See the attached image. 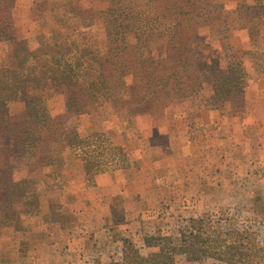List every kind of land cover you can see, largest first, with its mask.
I'll list each match as a JSON object with an SVG mask.
<instances>
[{"label":"rangeland","instance_id":"obj_1","mask_svg":"<svg viewBox=\"0 0 264 264\" xmlns=\"http://www.w3.org/2000/svg\"><path fill=\"white\" fill-rule=\"evenodd\" d=\"M219 1L224 6L221 19L199 25L191 44L195 58L203 62L199 94L166 106L156 116L132 117L102 97L91 111L73 115L70 125L81 135L104 132L113 143L124 145L130 165L106 173L108 177L100 181L106 195L97 191L93 212L95 205L84 198L86 192L77 189L81 182L86 190L96 184L87 183L82 157L64 152L60 166L64 187L40 193L39 214L21 216L17 226L0 224V264H114L122 261V238H131L145 255L149 251L145 237L178 239L182 229L193 225L191 218L204 219L206 233L223 242L202 244L209 252L201 256L179 253L173 264H264V0ZM110 4L109 0H14V36L33 52H39L44 42L65 48L76 43L79 52L98 50L105 55L110 42L109 15L104 11ZM127 40L136 42L133 35ZM167 46V37H155L146 55L164 57ZM11 51V42L1 40L0 65L8 64ZM230 63L243 67L244 74L229 72ZM126 79L132 83L134 76ZM45 94L51 113L64 111V95L53 90ZM8 111L13 119L19 118L26 111L25 100L11 101ZM138 151L144 160L135 159ZM11 165L15 179L51 170L15 161L0 146V168ZM141 168L158 171L163 187L145 208H139V197L125 188L127 179L133 178L138 189L149 187ZM163 174H169L172 188L162 184ZM175 181L190 182V190L184 192L181 182ZM14 204L18 210L20 201Z\"/></svg>","mask_w":264,"mask_h":264},{"label":"trees","instance_id":"obj_2","mask_svg":"<svg viewBox=\"0 0 264 264\" xmlns=\"http://www.w3.org/2000/svg\"><path fill=\"white\" fill-rule=\"evenodd\" d=\"M109 1L104 13L109 15L106 26L110 43L102 55L98 50L79 52L76 43L69 48L61 43L54 47L40 39V51H29L26 43L16 41L14 36V0H0V41L9 40L12 44L8 64L0 65V146L11 152L15 161L22 159L28 166L51 168L41 176L23 179L13 177V165L0 168L1 225L17 226L21 216L39 214L40 193L64 187L60 166L66 151L82 157L90 186L96 184L100 174L129 167L124 145L113 143L104 132L83 136L70 125V118L91 111L98 97L132 117L137 113L156 116L166 106L200 92L199 64L203 62L195 58L191 44L199 25L221 19L223 4L219 0ZM128 35H133L136 42L130 43ZM155 37L168 38L164 57L146 55V48ZM231 71L244 74L240 65H232ZM127 75L134 76L132 83L127 82ZM31 89L40 92L31 94ZM45 90L64 95L63 112L51 113ZM17 98L25 100L26 111L13 119L8 106ZM16 200L20 201L18 210ZM190 222L193 225L182 229L178 239L145 237L149 247L145 255L131 238H122V261L114 264H173L179 253L201 256L209 252L201 248L202 244L223 242L221 237L212 240L206 233L204 219L191 218Z\"/></svg>","mask_w":264,"mask_h":264},{"label":"crops","instance_id":"obj_3","mask_svg":"<svg viewBox=\"0 0 264 264\" xmlns=\"http://www.w3.org/2000/svg\"><path fill=\"white\" fill-rule=\"evenodd\" d=\"M149 122H150V124H151V127L152 128H154V126H155V124H154V122L151 120V119H149ZM143 130V129H142ZM159 132H161V133H166L167 131H164L163 129H160V130H158ZM146 136H149L150 137V135H146ZM155 152H158V150L157 149H155ZM137 154H139V155H137V156H135V159H139V158H141L142 160H144L143 159V157H144V154H141L140 153V151H138L137 152ZM155 164H156V162H154ZM154 165V164H153ZM152 165V166H153ZM143 166V165H142ZM141 166V167H142ZM117 171H115V173H116ZM144 174V176H145V178H146V180H148L147 182H148V186L149 187H147V188H144V189H142V190H140V189H138L137 187H138V185H137V180H136V178L134 179L133 178V180L131 181V182H129L128 181V179H127V184L125 185V188H126V190H127V192H128V194H135V195H137L138 197H139V208H145V207H147L148 205V201H150V199L153 197V194L156 192V191H160V190H162L163 189V187H162V185H161V183H159V179H158V171L157 172H153L152 170L151 171H145L144 169H142L141 168V174ZM117 174V173H116ZM168 175V176H167ZM163 174V176H166V181H164L162 184L163 185H166L165 187L166 188H172V186L170 185L171 183L170 182H172V180H169L170 179V176H169V174ZM109 176H112V175H109ZM106 177H108V174H106V173H103V174H100V175H98L97 176V183H96V185L93 187V189H88V190H86V188L84 187V182L82 183H80V185H79V189H77V191L79 192L80 191V193L82 194V193H85L86 192V194H87V196H85L84 198H87L88 200H90V202H91V204L92 205H95L94 206V209H93V212H96L97 211V209H96V204H95V202L97 201L95 198L97 197V191H102V194L103 195H106L105 194V191H104V188H103V186H104V184L103 183H101L100 181H102L103 179H105ZM82 179V178H81ZM121 180H124V179H121ZM181 182V184L182 185H180L181 186V189L185 192V189H187V190H190V185H191V183L190 182H187V181H175L174 182V184H179ZM135 184H136V186H135ZM151 184H153V186H152V188H151ZM197 185L198 184H196L195 186H193V188H197ZM109 186L110 185H107V187L106 188H109ZM176 186V185H175ZM199 186V185H198ZM101 187V188H100ZM200 190H202V189H200ZM105 198V197H104ZM80 200V199H79ZM46 230V229H45Z\"/></svg>","mask_w":264,"mask_h":264}]
</instances>
